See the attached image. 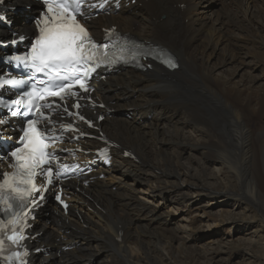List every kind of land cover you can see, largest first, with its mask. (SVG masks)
<instances>
[{
	"label": "bare ground",
	"instance_id": "6f19581e",
	"mask_svg": "<svg viewBox=\"0 0 264 264\" xmlns=\"http://www.w3.org/2000/svg\"><path fill=\"white\" fill-rule=\"evenodd\" d=\"M203 1L137 0L110 18L92 21L98 34L101 27L119 25L122 31L145 42L168 47L179 68L173 73L155 64L145 72L127 69L96 84L93 97L106 107L98 113L135 107L140 110L138 117L126 122L108 117L100 124L119 147L114 151V165L102 170L110 176L89 186L71 183L77 190H71L72 207L67 216L56 207L49 220L38 216L33 233L41 235L33 246L46 248L49 256H34L35 264H51V258H56V264H91L103 256L109 260L102 264H137L139 257L145 264H210L208 251L173 255L160 250L165 238L173 241L178 235L169 228L171 222L158 206L169 197L172 201L179 188L175 180L182 178L192 186L203 187L207 177L206 169L194 175L179 166L180 146L189 139L185 136L189 133H195L192 139H201L194 148L220 164V172L233 180L241 189L238 192L245 193H238L244 197V215L258 219V227L264 229V158L258 145L261 136L257 137L254 130L257 121L264 122V0H229L225 12L219 10L213 15L201 11ZM23 4L34 2L14 0L11 6ZM26 22H17V28L28 34L34 25ZM245 66L248 68L238 72ZM252 66L260 68L261 74L254 76ZM248 70L252 76L243 78ZM179 112L181 120L169 121L168 117ZM165 143L169 147L163 148ZM98 145V141L90 142L87 149L96 150ZM122 149H128L133 159L125 158ZM234 155L240 156L238 169L229 163ZM115 173L119 178L113 176ZM143 179L153 180L145 195L144 189L141 192L145 200L136 195L140 192L136 183L144 187ZM235 210L227 211L231 219ZM251 210L254 216L247 214ZM151 226L158 231L149 232ZM182 244V251L190 246ZM170 247L173 250L172 242L166 246ZM248 264H264V254L254 255Z\"/></svg>",
	"mask_w": 264,
	"mask_h": 264
},
{
	"label": "rangeland",
	"instance_id": "374dc122",
	"mask_svg": "<svg viewBox=\"0 0 264 264\" xmlns=\"http://www.w3.org/2000/svg\"><path fill=\"white\" fill-rule=\"evenodd\" d=\"M203 2L205 3V5L202 6L204 9L198 10H201L202 12H211L213 15L219 10L225 12V8L227 7L226 2H229V0H226L225 2L224 0H204ZM228 9L231 10L229 7ZM252 65L255 66L253 63ZM247 68L248 66L238 69V72L242 73ZM252 69L254 70L255 68L253 67ZM256 74H261L260 68L255 69L253 75L257 76ZM251 76L252 70H248V72L244 73L243 78H248ZM111 116L114 119L117 117L121 121L124 119L125 121L123 122L138 117L137 110L134 109V107L119 108L114 110ZM181 116L182 113L179 112L178 114L171 115V117H168V119L170 118L169 121L174 118L181 120ZM169 121H157V123L164 124L169 123ZM187 128L191 129L190 125H186V129ZM254 130L257 137L261 136V138L258 137V145L259 152L264 158V122L257 121L255 123ZM191 135H195V133H189L187 135L185 134V136L189 139L185 140L180 146V153L182 156L179 161V166H181L185 171H188L190 174L192 173L194 175H199L200 169H206L207 177L209 176L210 178L206 177V183L204 182L203 187L192 186V184L190 185L188 182L183 181L182 178L179 180L172 179L173 181L175 180L177 184H179V188L176 189V192L172 194L173 197L171 196L172 201H170L169 197L168 201H165L164 204L159 205L157 203V205H159L158 207L161 208L159 212H162L164 214V218L171 222L169 228H172L176 231L178 239L171 241L170 239L165 238L163 246L160 247L161 253L167 254L169 252L173 253L174 255L182 254L183 252L186 255H195L197 253L208 251L210 258L208 261H211L209 262L210 264H248V260L253 258L254 255L264 254V229L263 227H258V219L256 220L253 218V220L248 218L246 214L244 215L243 204L245 201L244 197L239 194L245 193L238 192L241 189L233 182V180H231L226 174L220 172V164L211 160L207 156H203L198 149L194 148L201 142V139L198 137L192 139ZM168 136L169 135L165 136V139H168ZM167 147H169L168 143L163 144V148ZM128 158L132 159L130 157ZM229 163L231 164V167L238 169L240 165V156L234 155L230 157ZM122 169L125 168L123 167ZM113 176L119 178V175H116V173ZM126 178H128L130 182L133 181V177L130 175H128ZM146 178L150 177L146 176ZM186 180H188V178H186ZM141 181L145 186L143 187L138 183V181L136 183V188L140 190V192H137L136 195H140L138 197H140V199H144L141 192L144 189L143 195H145L146 188L153 184V180L151 182L146 181V179ZM190 182H192V180ZM117 184L118 181H115L114 185L116 186ZM209 187H212L213 189H209ZM146 201V203H151L149 200ZM52 208L53 207L48 204L46 211L42 214V217L49 219L51 217ZM234 209H236L235 215L231 219V213H227V211H232ZM252 211L253 210H251V212L248 211L247 214L254 216ZM148 231L157 232L158 230H155L154 226H151ZM165 233L166 235L169 234L167 231H165ZM188 236L189 239L185 240V238ZM170 242H172L173 250L171 247L166 248ZM182 242L185 244H182ZM181 244L184 246L190 245L184 250L187 253L182 251L183 246L181 247ZM213 250L216 251L215 254H213ZM104 259L105 261L103 262L102 260ZM139 259L141 261H139L137 264H145V259H142V257H139ZM108 260L105 258V256H103V259L101 258L97 260L98 262L94 261L92 264H102ZM50 262L55 264L56 258H51Z\"/></svg>",
	"mask_w": 264,
	"mask_h": 264
},
{
	"label": "snow or ice",
	"instance_id": "6c2138e0",
	"mask_svg": "<svg viewBox=\"0 0 264 264\" xmlns=\"http://www.w3.org/2000/svg\"><path fill=\"white\" fill-rule=\"evenodd\" d=\"M44 3L47 6L48 14L43 15L37 22L40 25L39 36L32 45L30 53L27 56L13 57V59L25 64L30 62L37 71L47 69L52 73L49 80L53 81L55 90L46 91H48V95L60 96L72 87L71 84L54 83L56 80L67 81L69 79L67 75L62 76L61 72L75 73L81 69L82 65H88L96 54V45L88 36L87 29L79 24L76 19L78 14L82 15L79 12L81 0H44ZM166 62L170 67H176L171 60ZM76 82L80 83L81 88L85 87L78 79ZM14 83L17 82L0 81V84ZM40 98L42 99L43 96ZM14 103L20 105L22 101L16 100ZM28 103H32V98H29ZM12 115H16V112H12ZM35 125V120L27 122V127L21 137L22 147L11 153L17 161V173L13 177L5 174L4 184L0 185V188L7 186L12 192L17 193L21 200L31 189L22 188L16 185L15 181L19 179V184L31 185L35 169L45 163L50 155L46 153L45 149L48 145L44 143V137L37 131ZM48 174L51 176V170ZM9 239H14V237H9Z\"/></svg>",
	"mask_w": 264,
	"mask_h": 264
}]
</instances>
